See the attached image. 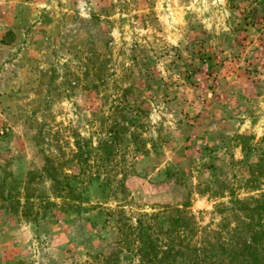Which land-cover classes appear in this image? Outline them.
Wrapping results in <instances>:
<instances>
[{"label":"rangeland","instance_id":"obj_1","mask_svg":"<svg viewBox=\"0 0 264 264\" xmlns=\"http://www.w3.org/2000/svg\"><path fill=\"white\" fill-rule=\"evenodd\" d=\"M114 124L110 173L88 182L104 167L87 151L57 176L72 203L35 205L57 216L0 208V264H95L120 218L183 205L207 264H264V237L257 260L230 241L264 230L235 202L264 193V0H0V197L51 196L35 129L68 154Z\"/></svg>","mask_w":264,"mask_h":264},{"label":"trees","instance_id":"obj_2","mask_svg":"<svg viewBox=\"0 0 264 264\" xmlns=\"http://www.w3.org/2000/svg\"><path fill=\"white\" fill-rule=\"evenodd\" d=\"M99 109L103 114L105 113L104 106H101ZM117 114L118 109L110 106V113L105 119H115ZM103 130L104 137L101 136L103 133L101 132L98 137L97 146L90 145L87 148L79 146L75 151L65 154L63 152V147L57 145L58 143L53 139V137L55 138L58 136L59 131H54L46 125L35 129L34 137L37 141L38 152L44 156V164L42 167L43 174L38 176V178L41 176L45 177L46 175L48 180L52 183L53 191L51 192V196H32L29 194V187L25 188L22 193L16 195L10 193L3 195L2 193L0 197V208L6 207L11 213L23 218H30L33 216L34 220L45 214L52 217L57 216V211H41L36 208L35 205H37V202H40L44 204L43 208L50 206L58 207L59 205L51 201V198H53L60 201L59 208L61 210L67 203H72L66 193L69 191V193L76 194L77 190L68 183L63 184L57 176L61 175L64 178H76L75 175H68L63 168L65 165H68V162H73L74 157H77L76 162H78L79 165L84 164L82 167H90L87 158L84 157L87 155V151H89L95 154L97 159L96 167H104L103 170L101 168V170L95 173H92L88 169L87 173L91 174L87 177L88 182H92L95 178H101L99 177L100 173H102L103 176H107L110 173L111 170H108L107 167H113L111 165V150L112 144L119 138L118 125L114 124L112 127L108 125V127H103ZM55 147L58 153L57 155L50 153V149L55 150ZM66 156H71V159H65ZM85 171L86 170L82 172V175L85 174ZM2 173L3 176H7L5 171H2ZM1 179L2 176H0V180ZM29 180L31 181V178L28 177V181ZM104 189L110 194H116V192L120 190V187L107 185ZM251 201L256 202L255 208L248 204ZM235 202H237V205L246 206L244 208L245 211L251 214L257 213L261 216L259 224L264 227V223H261V220L264 219V193H260L258 197H247L244 199H237L235 197ZM183 206V209L161 207L160 211L156 213H141L138 215L135 223H132L127 218H120L119 221H117L118 231L121 236L120 240L116 242L113 249L107 255H96L94 257V260H97L95 264H116V258L120 254L131 256L130 259L138 258V264H207L205 244L202 243L199 246H192L191 244V241L197 238L196 227L192 226V216H189L188 219L186 218L187 212L185 209L188 208V205ZM33 208L36 209L33 211L32 215ZM105 211L107 213H114V210L106 209ZM247 212L245 213L248 214ZM243 218L245 219L244 216ZM161 220H164L166 225L161 223ZM157 221L158 224H156ZM249 231L251 232L250 235L244 237L246 232ZM261 237H264V230L252 231L251 229H247L241 233L239 239L234 240V238H231L230 241L234 245H240L242 247V250L246 252L242 254L244 258L257 260L259 258L255 253V238L259 239ZM218 264H221V262L218 261Z\"/></svg>","mask_w":264,"mask_h":264}]
</instances>
